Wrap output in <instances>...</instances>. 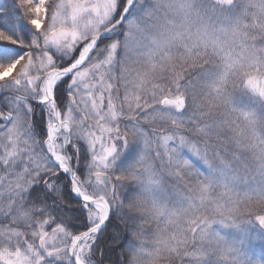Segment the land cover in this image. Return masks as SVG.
<instances>
[{
	"label": "snow or ice",
	"instance_id": "obj_1",
	"mask_svg": "<svg viewBox=\"0 0 264 264\" xmlns=\"http://www.w3.org/2000/svg\"><path fill=\"white\" fill-rule=\"evenodd\" d=\"M13 14L0 264H103L113 216L122 264H264V0H13Z\"/></svg>",
	"mask_w": 264,
	"mask_h": 264
},
{
	"label": "trees",
	"instance_id": "obj_2",
	"mask_svg": "<svg viewBox=\"0 0 264 264\" xmlns=\"http://www.w3.org/2000/svg\"><path fill=\"white\" fill-rule=\"evenodd\" d=\"M0 23H12L15 20L13 14V0H0ZM0 110H6L5 103L0 101ZM35 119V118H34ZM38 126L43 127L39 120L37 121ZM145 128H149V125H145ZM120 194L124 198H128L130 193L134 191L131 187L119 190ZM65 198L68 204L64 206V217L75 216L77 209L75 207V201L72 200L71 194L66 190ZM126 211V209H125ZM67 222V221H66ZM129 232L122 222L119 216H113L105 236L101 239L100 245L103 249V256L100 257L99 253L97 259H102L103 264H122L123 257L127 255L126 252H122L124 245L128 242ZM264 249L254 247L253 254L259 256Z\"/></svg>",
	"mask_w": 264,
	"mask_h": 264
},
{
	"label": "rangeland",
	"instance_id": "obj_3",
	"mask_svg": "<svg viewBox=\"0 0 264 264\" xmlns=\"http://www.w3.org/2000/svg\"><path fill=\"white\" fill-rule=\"evenodd\" d=\"M254 247H258L259 249H262V246L259 244L255 245Z\"/></svg>",
	"mask_w": 264,
	"mask_h": 264
}]
</instances>
